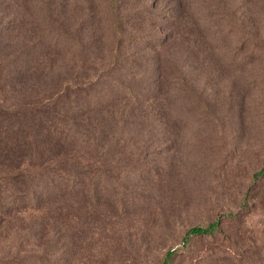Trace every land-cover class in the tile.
<instances>
[{
    "label": "rangeland",
    "instance_id": "374dc122",
    "mask_svg": "<svg viewBox=\"0 0 264 264\" xmlns=\"http://www.w3.org/2000/svg\"><path fill=\"white\" fill-rule=\"evenodd\" d=\"M50 2L6 0L0 24L5 41L47 51L44 81H87L118 50L145 56L134 80L165 94L151 100L152 119L114 127L120 144L98 150L106 161L140 158L111 170L101 203L70 201L61 235L70 264H159L187 227L212 220L221 236L192 239L170 264H264V177L251 178L264 155V0ZM136 34L160 42L126 43Z\"/></svg>",
    "mask_w": 264,
    "mask_h": 264
},
{
    "label": "trees",
    "instance_id": "16d2710c",
    "mask_svg": "<svg viewBox=\"0 0 264 264\" xmlns=\"http://www.w3.org/2000/svg\"><path fill=\"white\" fill-rule=\"evenodd\" d=\"M7 6L0 0V24ZM112 12L116 15V8ZM8 25L0 26V48L9 47L0 50V95L5 96L0 99V264H70V247L61 237L68 230L64 217L72 208L70 201L77 196L83 197L80 204L101 203L103 190L117 180L111 170L118 172L140 158L133 163L106 161L98 150L120 144V137L111 133L114 127L152 119L151 100H164L165 94L146 81L134 80L138 68L150 64L145 56L118 50L108 65L91 71L87 81L60 74L52 82L44 81L45 71L38 63L47 51L40 47L34 53L31 45L5 41ZM159 40L136 34L126 43L148 46ZM157 59L151 66L160 70L161 57ZM129 73L133 78L126 76ZM110 88L116 91L111 93ZM87 150H93L91 156ZM260 177H264V155L251 173L252 181ZM120 206L113 201L112 209ZM216 235L221 236L217 220L187 227L179 247L167 248L159 264H170L192 239Z\"/></svg>",
    "mask_w": 264,
    "mask_h": 264
}]
</instances>
